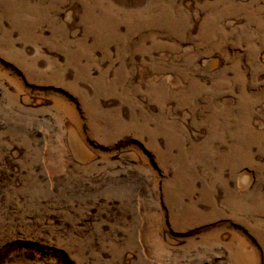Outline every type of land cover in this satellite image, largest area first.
<instances>
[{"label":"rangeland","instance_id":"374dc122","mask_svg":"<svg viewBox=\"0 0 264 264\" xmlns=\"http://www.w3.org/2000/svg\"><path fill=\"white\" fill-rule=\"evenodd\" d=\"M0 264H264V0H0Z\"/></svg>","mask_w":264,"mask_h":264}]
</instances>
